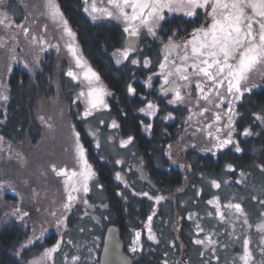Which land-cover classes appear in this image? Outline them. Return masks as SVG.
<instances>
[{"label":"flooded vegetation","instance_id":"1","mask_svg":"<svg viewBox=\"0 0 264 264\" xmlns=\"http://www.w3.org/2000/svg\"><path fill=\"white\" fill-rule=\"evenodd\" d=\"M17 1L18 0H7L5 7L6 11H0V14H6L11 20V26L14 25L18 31H20L21 28L17 27V25H24V18H15L14 15L6 13L7 10H11L12 7H15L17 10L22 8ZM79 1L83 8L84 15L90 18L88 13L84 11L85 5L83 0ZM198 15H202V13L198 11ZM91 21L93 23H106L108 25L119 26L123 33L121 43L116 47L113 46L111 48L112 51L109 52V64L110 67H115L116 70H120L127 77L124 84L126 102L123 101L122 95L112 90L109 86L110 83L104 80V78L92 68L99 75L103 88L108 93H111L107 97L106 104L111 119H114L119 125L116 129L125 141L129 137L133 138L132 143L124 147H121L120 144V149L132 151V158L125 166H121L114 162L112 158H109L116 165L115 178L117 171L124 172V175L120 173L123 179L118 181L123 186L132 185L131 194L133 196L138 197L140 195L137 191V184H142L147 188L145 192L153 197L152 199H148V197L141 195V198L148 203L147 207L138 210L140 213L139 215L145 221L139 223L140 228H135V226L129 227L126 232L127 235L123 237L124 239L121 236L120 226L112 225L118 229L119 236L125 246V253L131 258L133 264H136L140 252L145 250L146 254H153L156 248L160 247L164 249L166 244L169 245L168 250L172 252L171 255H162V257L166 259L165 261H167V264H221L223 261L218 253L225 248L232 249L234 244L236 246H234L235 248L233 250L239 252L240 247L236 242H240V240L246 236L252 238L256 247L259 234L255 232V229L249 230L247 233L241 230V233L237 234L240 239H233L232 241L234 243H232L227 242L225 239H221V236L218 238L216 228L211 227L207 229V232H209V234L214 233L213 239L217 241L214 253L211 250L209 254L203 253L200 249L197 251L199 245L194 243L196 240L195 236L200 237L201 235L194 233L191 227V221L188 217L190 215L197 216L200 220H206V218H208L209 222H215L216 218L215 216L213 217V212H206L204 210L207 207L212 210L214 209V207L208 203L209 200L217 197L218 193V189L214 188L212 182H218L221 177H224L222 174L218 175L219 169L220 171L224 169L226 172L225 176L228 174L226 176V183H229L234 189L244 187L242 184L246 182V180L244 182L241 180L240 182L239 179L244 176H246V178L249 177L248 180H250L245 184L255 185L258 188L259 193L257 199L261 202V205H263L257 212H254L256 214L250 217L244 208V204H248L249 206L251 201V203H256L255 197L250 196L249 198V196H247L246 201H243L241 205L248 214L249 221L251 219L256 221V219L259 220L264 218V179L255 180L254 176H251L246 171L247 169L243 168L239 170L232 162L233 156L242 157L247 153L250 139L264 136V123L256 119L257 116L264 117V77L255 74L252 76L250 84L254 83L256 87H253L251 92H245L244 96L235 102L234 110L237 115L233 117V129H229L227 127V108L231 97H226L224 103L217 107L216 104L219 103V100L215 96L212 97L215 103L211 104L202 99H198L200 93L195 88L194 83L190 89L181 87L182 95H185V100L182 103H169V100L174 98V94L169 92L167 95H164L161 92L163 77L158 75V73L161 71L159 64L163 62L164 44L167 43L170 37L176 42H181L186 38H190L188 34L193 31L194 27H198L203 23L202 20L190 23L188 22V18L181 17L180 15H168L169 22L165 30L158 31L159 39H154L152 36L142 32L137 39V50L129 55L128 60H123L118 55V50L122 51L127 46L129 39L128 34L123 31V24L106 19ZM49 48L50 46H46L38 53V57H36L33 66L34 68L29 65L28 68H25L24 64H28L25 53L22 54L21 47L17 46L16 49H18V54L21 55H19V58L18 56L16 57L17 63H13L9 78L15 74H19L22 80L25 79L26 74L34 75L38 80H41L43 76H51L50 79L48 78V80H50L48 87L53 88L51 81L55 80V74H57L60 75L59 78L63 88L68 92L70 87L73 88L74 81L72 82V80H68V78H66V80L64 76L61 77L64 71L63 69L62 71L57 70L58 65L56 63L58 57L56 53L50 51ZM118 59H120V63H117ZM133 59L140 61V63L132 64L131 60ZM145 59L150 61L148 67H144L143 65ZM106 71L107 73L109 72L108 70ZM189 71H191V69ZM150 77L151 87L148 86ZM64 80L66 81L65 86L63 84ZM183 83L182 81H177L178 85H183ZM129 85L136 89L135 95L128 92ZM70 90L72 92V89ZM189 92L191 95H187ZM220 92L224 93V89H220ZM129 101H131V115L130 118L127 119V113L123 114L120 110V106L129 104ZM71 102H73V100ZM148 103H153L158 108L154 116H147L141 111L142 108H147ZM204 108H208L209 111L201 115L200 113ZM217 113L221 116V120L218 122L215 120V115ZM169 115H171L172 119L167 118ZM189 117H191V119H189ZM149 124L151 125V129L146 130V126ZM209 124L212 125L211 128L208 127ZM218 128L221 129L220 132H217ZM246 129L250 130L252 135H243ZM230 131L233 141L239 145L241 151L236 152L234 145H228L221 150L214 148V145L217 143L215 137L220 136L222 139L226 138ZM209 133H212V135L209 136ZM144 142L149 144L147 145ZM175 145H178L177 151L181 161H177L171 154V151L175 149L173 148ZM208 149L212 150L209 151ZM103 151L104 152L100 151V154L105 158L108 154L105 150ZM222 157L223 159L228 157V162L219 166L218 160H221ZM102 160L104 161L103 158ZM181 165L184 167L181 168ZM229 165H231L235 171H229ZM259 166H262L261 169ZM255 168L257 173L264 177V164H257ZM148 169H154L167 176L170 175L171 172H176L179 175V179L177 182H171L166 178L165 183L167 186L171 184V188L165 192L155 194V190L153 189L156 186V182L149 179L150 175L147 172ZM241 173H243V175H241ZM252 178L253 180H251ZM158 196H163L165 198L161 200L159 204L155 202V198ZM19 197L23 198L25 196ZM86 198L88 200L87 196ZM78 207V203H75L71 211L66 215L67 228L62 229V232H74L77 230L76 223H83V227L87 224L86 228L80 230L89 232L91 238L94 236L99 238L94 239L97 242L92 245V254H94V264H100V256L105 238L109 228L112 226L108 227L103 242L98 234L99 231H103L102 226L104 223L97 217L95 219L89 215L81 216L83 212H79ZM153 213L155 214L153 215ZM150 215L153 217L151 224L152 232L159 243L148 239V229L146 225L148 216ZM20 219L24 221L23 216ZM97 220L99 223H97ZM177 221L180 225L176 228L175 223ZM24 227L26 228L25 225ZM136 232L141 233L139 245L142 250H137L133 253L131 248L135 246L134 241L136 239ZM58 234L59 230L56 227L49 228L47 233L48 236L45 237V239L51 240L52 237ZM194 234L196 235L194 236ZM257 252L260 257L259 251Z\"/></svg>","mask_w":264,"mask_h":264},{"label":"rangeland","instance_id":"2","mask_svg":"<svg viewBox=\"0 0 264 264\" xmlns=\"http://www.w3.org/2000/svg\"><path fill=\"white\" fill-rule=\"evenodd\" d=\"M6 2L7 0H4V4H0V11H6ZM17 2L22 8L17 10L15 7H12L11 10H7L6 13L14 15L15 18H24V28L28 29V35L25 36L23 29L18 31L14 25L10 27L0 25V43L4 45L0 47V95H8V80L12 71V65L13 63H17L16 57L18 56L19 58V55H21L18 54V49H16L17 46L21 47V53H25L26 61L28 65L32 67L34 66L36 57H38V53L46 46H50V51L56 53L58 57L56 63L58 65L57 70L62 71L63 69L64 71L61 77L64 76L65 79L68 78V80L74 81V86L73 88L70 87L69 91L66 92V89L63 88L60 82V75L55 74V80L51 81L53 88H49L50 93L46 95L43 94L38 99L35 115L43 128V132L36 144L27 145L23 144V142V145H19L20 148H9L5 145V142H0V180H2V185H7L1 194L3 201L5 200L4 209L8 208V211L10 209H17L16 216L18 215V218L23 216V224L30 231L27 239H25L18 248V256L25 264H33L34 261L40 260L47 249L53 247L61 240H63L61 249L54 254V264H71V258L73 256L80 257L78 264H94L92 245L97 242L94 240L97 237L94 236L91 238L89 232L80 230L86 228L87 224L83 227V223H76L77 230L67 233H64V231L62 232V229L65 228L62 225L57 236L52 237L51 240L45 239V237L48 236L47 233L49 228L56 227L59 220L70 212L65 213L63 208V204L67 202V192L65 191V185L63 183L66 177L57 176L52 170V166L55 165L57 170L61 168L67 169L69 172H79L82 170V162L77 159L75 152L76 137L74 133L78 131L73 116L77 110L78 120H84L86 130L91 139L94 140L95 145L99 142L100 151L104 152L103 150H105L108 153L105 158H112L114 162L120 161L118 164L125 166L132 158V151L120 149L121 141H125V139L121 137L116 128L111 127L112 121L115 120L111 119L107 108L94 111L93 115L87 119L83 117L87 105L86 97H81L80 93L82 91L87 92L88 88V82L84 80V74L88 72L89 68L92 71L94 70L85 57L78 43L76 34L73 39L64 32L59 24L52 22L47 15L45 6L46 0H18ZM97 2L99 7L106 6V0L105 3H101L100 0H97ZM89 17L92 20L91 16ZM5 24H7V21H5ZM69 45L76 49L77 56L80 57L84 67H77L76 57H74L69 50ZM70 70L77 75V79L74 80L67 74ZM65 82L64 80V86ZM94 86L104 89L101 80H99V82L94 81ZM70 89H72V92ZM107 97L108 95L104 96L105 103L107 102ZM72 100L73 102H71ZM6 105L7 100L0 99V112L1 109H6ZM101 121L103 122L101 123ZM80 143L84 146L81 137ZM177 147L178 145L173 146L175 149L171 151V154L177 161H181ZM84 149L87 163L95 172L94 167L88 159L85 146ZM183 167L184 166L181 165V168ZM117 173H123L124 175V172L117 171L116 176ZM239 179L240 182L241 180H243V182L245 180L246 182L250 181L248 180L249 177L246 178V176L240 177ZM226 180V176H224L217 182L221 185L217 193L221 205H225L229 202L241 204L243 201H246L247 196H249V198L253 196L255 197L256 203L250 202L249 206L252 211L248 204H244V208L249 216L253 217V215L256 214L254 212H257L263 205H261V202L257 199L259 193L258 188L255 185H247L245 184L246 182H244L242 184L244 186L243 188L234 189L229 183H226ZM251 180H253V178ZM96 181L97 175L89 181V188L96 183ZM214 188L217 189L216 187ZM16 192H18L20 196L25 197L20 198ZM75 195L79 198L75 203H78L79 212H83L81 216L89 215L96 219L95 213L94 216L92 214V206L89 204L86 195L82 191L80 193H75ZM213 199L214 198L211 200ZM83 200H87L88 203L84 204L82 202ZM21 206L25 208L22 209L20 208ZM222 210L225 211L226 215L229 212L228 209L222 208ZM204 211L213 212V217L215 216L216 219L215 222L213 221L212 223L209 222L208 218H206V220H200L199 217L192 216L193 218L190 221L194 233L197 234L198 231L196 228L197 223H199L204 230L197 234L201 235L200 237L194 234L196 239H203L209 234L207 229L211 227L216 228L218 238L221 236V239H225L227 242L232 243H234L232 241L234 235L237 236L238 233H241V230L245 233L249 231V229L246 227L242 228L241 225L237 223L233 235L232 224L236 221L235 216H228L226 222L221 223L216 216L215 208L212 210L207 207ZM25 212L28 213L27 216L23 215ZM262 220H264V218L259 220L256 219V221L251 219L249 222L253 225L252 229H255V225ZM179 225L180 223L177 221L175 223L176 228L179 227ZM42 232V238L37 239V237H41ZM191 234L193 235L192 231ZM244 238H242L240 242H236L240 247L239 252L233 250L235 248L234 246H236L234 244L232 249L225 248L218 253L223 261L221 264H240L238 257L242 255V241ZM69 240L72 241V244L67 243ZM30 241L31 243H29ZM250 247L255 248V242L252 243ZM199 249L205 254L211 253L210 250H206L201 245H199L197 251ZM255 255L259 259L257 251ZM65 257H67V261ZM44 264H52V262L46 261Z\"/></svg>","mask_w":264,"mask_h":264},{"label":"snow or ice","instance_id":"3","mask_svg":"<svg viewBox=\"0 0 264 264\" xmlns=\"http://www.w3.org/2000/svg\"><path fill=\"white\" fill-rule=\"evenodd\" d=\"M100 2L105 3V0H100ZM83 3L85 5L84 11L91 16L93 21L106 19L123 24V31L129 37L127 46L122 51L118 50V55L123 60H128L129 55L137 50V39L142 32L154 39H159L158 31L165 30L169 22L168 15H180L188 18L190 23L202 20L203 23L194 27L193 31L188 34L190 38L176 42L170 37L164 44L163 62L159 64L161 71L158 73L163 77L161 92L164 95L169 92L174 94V98L169 100V103H182L185 100V95H182L181 87L190 89L194 83L195 88L200 93L198 99L211 104L215 103L212 99L215 96L219 100V103L216 104L217 107L224 103L226 97H231L227 108V127L233 129V117L237 115L234 110L235 102L240 100L245 92H251L252 88L256 87L254 83L250 84L254 74L264 77V0H106L104 7H99L97 0H83ZM0 4H4V0H0ZM45 6L47 15L52 22L59 24L64 32L74 39L75 33L56 0H46ZM198 11L202 15H198ZM5 21L8 23L5 24ZM0 25L11 26V20L6 14L0 15ZM17 27L23 29L25 36L28 35V29L24 28V25H17ZM3 46L0 43V47ZM69 50L76 57L77 67H84L80 57L77 56L76 49L69 45ZM117 63H120V59L117 60ZM131 63L139 64L140 61L133 59ZM143 65L148 67L150 61L145 59ZM24 67L28 68V64L25 63ZM190 69L191 71H189ZM67 74L74 80L77 79V75L73 71L70 70ZM84 80L88 82V88L87 92L82 91L80 96L86 97L87 106L83 117L87 119L93 115L94 111L108 107L104 101V96L111 93L94 86V81L99 82L100 77L90 68L84 74ZM177 81L184 83L178 85ZM148 86L151 87V77L148 80ZM220 89H224V93H221ZM128 92L135 95L136 89L129 85ZM187 95H191V93L189 92ZM0 99L6 101L8 97L0 95ZM141 111L151 117L156 114L158 108L155 104L148 103L147 108H142ZM207 111L209 109L204 108L200 114L203 115ZM167 118L172 119L171 115ZM256 119L264 123V117L257 116ZM215 120L217 122L221 120L219 113L215 115ZM111 127L118 128L119 125L112 121ZM208 127L211 128L212 125L209 124ZM150 129L151 125L149 124L146 126V130ZM220 131L221 129L218 128L217 132ZM74 135L76 137L75 152L77 159L82 162V170L69 172L67 169L57 170L55 165L52 166V170L57 176L66 177L63 181L67 192V202L63 204L65 213L71 211L74 203L79 199L75 193L81 191L85 195L88 193L89 181L96 175L85 158V149L80 143V133L75 132ZM211 135L212 133H209V136ZM243 135L249 136L252 135V132L246 129ZM132 139L129 137L126 141H121V147L132 143ZM215 139L217 143L214 148L217 150L228 145H234L236 152L241 151L239 145L233 141L231 131L226 138L222 139L220 136H216ZM2 141L3 137H0V142ZM96 147H100L99 142H97ZM208 150L211 151L212 149ZM116 163H120V161H116ZM228 167L229 171H235L231 165ZM116 179L122 180L119 173H117ZM212 183L217 189L221 186L216 181ZM0 187L3 186L0 185ZM140 195L148 197V199L153 198L147 192ZM163 199H165L163 196H158L155 198V202L159 204ZM82 202L88 203L87 200ZM208 203L216 209V216L221 223L226 222L228 216L236 217L235 223L232 224L233 235L237 223L242 228L246 227L249 230L253 228L248 220V214L240 203L229 202L221 205L219 197L209 200ZM222 208L229 210L227 215ZM23 215L27 216L28 213L25 212ZM192 218L191 215L188 217L190 220ZM66 219V216L62 217L56 224L58 230L62 225L67 228ZM152 219V215L148 216L146 225L148 239L159 243L152 232ZM97 223H99L98 220ZM196 228L197 234L204 231L199 223L196 224ZM255 230L259 234L257 246L255 248L250 247L253 243L250 237L246 236L243 239L242 255L238 257L240 264H264V220L255 225ZM213 235L214 233L206 235L203 239H196L194 243L214 253L217 241L213 239ZM42 236L43 232L41 237H37V239L42 238ZM140 237L141 233L136 232L135 246L131 248L133 253L142 250L139 245ZM234 239L239 240L240 237L234 235ZM62 243L63 240L47 249L40 260L34 261L33 264H44L46 261H51L54 264V254L60 251ZM67 243L72 244V241L69 240ZM256 251L260 253L259 259L255 255ZM65 260L67 261V257ZM79 260V256H73L71 264H78Z\"/></svg>","mask_w":264,"mask_h":264},{"label":"trees","instance_id":"4","mask_svg":"<svg viewBox=\"0 0 264 264\" xmlns=\"http://www.w3.org/2000/svg\"><path fill=\"white\" fill-rule=\"evenodd\" d=\"M56 1L75 32L78 43L92 68L104 80L109 82L110 88L117 94H121L123 101L126 102L124 84L127 77L120 70H116L115 67H110L109 64L111 48L118 46L123 39L121 27L106 23H93L90 18L84 15L79 0ZM106 70L109 72L107 73ZM48 78L50 79L51 76H43L41 80H38L30 74H26L23 80L19 74L9 78L6 109H1L0 112V137H3L2 142H5V145L9 148H20L19 145L23 144L33 145L39 141L43 128L37 120L35 110L38 99L43 94L50 93L48 87L50 80ZM130 107L131 101H129V104L120 106L122 113H127V119L131 115ZM77 113L78 110L75 111L73 116L74 122L87 150L88 159L97 175L96 183L89 188L86 196L92 206V214L95 213V217L104 223L102 226L103 231H99L98 235L104 242L108 227L116 225L120 226L123 238L127 235L126 232L129 227L140 228L139 223L141 221L143 223L145 220L141 218L138 210L147 207L148 203L141 198V195L135 197L131 194L132 185L123 186L115 178L116 165L112 160L105 159L100 154L99 148H96L94 140L91 139L86 130L84 120H78ZM144 143L147 144V142ZM248 148L247 153L242 157L233 156L232 162L239 170L247 169L246 171L254 176L255 180H262L264 177L257 173L255 167L257 164H264V136L250 139ZM226 158L223 159L222 157L221 160H218L219 166L228 162V157ZM147 172L150 175L149 179L156 182V186L154 189L152 188L155 190V194L165 192L171 188V184L170 187L166 185V178L171 182H177L179 179L176 172H171L168 176L154 169H148ZM220 174L225 176L224 169H221V171L219 169L218 175ZM0 185H2V180H0ZM2 186L4 187H0V264H25L18 256V248L27 239L30 231L24 227L23 221L19 219L20 217L16 216L17 209H10L9 211L8 208L4 209L5 200L3 201L1 194L7 185L3 184ZM145 190L147 188L142 184H137V191L140 194ZM16 193L20 196L18 192ZM20 208L24 209L25 207L21 206ZM78 211H80L79 208ZM168 246L166 244L164 249L156 248L153 254H146L145 250L140 252L136 264H164L166 259L162 255H171L172 253L171 250H168Z\"/></svg>","mask_w":264,"mask_h":264},{"label":"water","instance_id":"5","mask_svg":"<svg viewBox=\"0 0 264 264\" xmlns=\"http://www.w3.org/2000/svg\"><path fill=\"white\" fill-rule=\"evenodd\" d=\"M259 167L261 169L262 166ZM100 264H133L131 258L125 253L124 243L119 236L118 229L114 226L110 227L107 232Z\"/></svg>","mask_w":264,"mask_h":264}]
</instances>
